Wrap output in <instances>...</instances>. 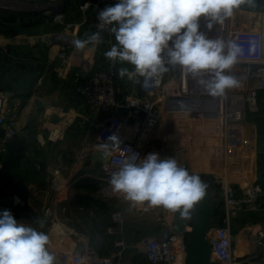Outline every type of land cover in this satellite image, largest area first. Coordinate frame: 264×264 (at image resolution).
Returning <instances> with one entry per match:
<instances>
[{
  "label": "crops",
  "instance_id": "0c3cea01",
  "mask_svg": "<svg viewBox=\"0 0 264 264\" xmlns=\"http://www.w3.org/2000/svg\"><path fill=\"white\" fill-rule=\"evenodd\" d=\"M2 1L10 0H0V90L14 94L6 103L10 109L6 119L17 130L12 140L20 142V157L2 161L0 156V167L12 172L0 175V212L10 204L12 211H20L18 223L47 234L55 264L61 240L70 244L78 239L105 255L113 251L115 240L123 239L129 247L120 264H150L132 245L171 224L174 212L166 209L163 222L141 228L133 217L136 213L151 217L149 211L127 199L101 194L102 163L92 161L90 155L99 149L95 135L106 116L86 107L79 93L87 74L105 64L104 53L115 40L110 42L102 34V44L80 51L74 48L75 39L96 32L92 19L81 21V0L20 2L16 7ZM33 9L38 12L32 13ZM57 12L60 15L56 17ZM121 67L131 71L127 62H118V70ZM120 85L121 99L132 83L125 78L120 79ZM187 119L179 117L175 123L179 137ZM252 133L259 134L249 130L247 171L258 155L259 142ZM1 135L0 127L3 155L8 153L12 140L3 141ZM254 141L256 148L250 151ZM262 147L264 152V144ZM198 165L201 179L207 164L200 161ZM13 181L20 182V188L15 185L4 195L2 186L9 189ZM260 200L257 210L244 211L235 219V230L247 224L254 228L264 225V197ZM116 211L122 213V224L113 220Z\"/></svg>",
  "mask_w": 264,
  "mask_h": 264
},
{
  "label": "built area",
  "instance_id": "2783aa9c",
  "mask_svg": "<svg viewBox=\"0 0 264 264\" xmlns=\"http://www.w3.org/2000/svg\"><path fill=\"white\" fill-rule=\"evenodd\" d=\"M43 1L20 0L25 3ZM117 2L81 0L78 4L81 21L85 23L92 19L94 29L98 31L99 11ZM59 15L57 12L56 17ZM198 23L199 31L207 39L223 40L226 45L235 41L244 48L237 63L224 73L235 77L239 87L225 89L221 95L209 94L198 81L210 80L212 74L204 72L195 78L186 75L181 66L168 63L167 49L161 55L168 71L150 81V88L142 87L144 78L137 77L140 83L131 81V88L120 99L118 62L114 65L107 58L103 66L90 71L81 83L79 93L84 105L106 116L95 135L99 150L110 153L107 163L102 164L100 192L104 196L125 198L123 193L114 191L111 184L113 175L122 169L125 162L140 164L158 131L165 136H177L175 123L179 117H186L199 124L197 131L204 134L208 145L212 146L210 156L202 151L207 164L204 175L210 181L211 194L216 201V211L206 232L211 243V264H264V225L254 228L247 224L240 230L234 227L235 219L242 212L255 211L260 207L264 194L263 181L256 174L251 179H242L238 175L250 158V153H247L251 142L248 119L258 112L259 93L264 91V0L242 4L223 23L205 17H200ZM209 23L212 24L210 29L207 27ZM101 34H105L110 42L115 40L107 27ZM250 41L258 46L254 54L248 51ZM13 95L11 91L0 90L3 141L17 135L15 126L6 119L10 111L6 103ZM119 107H126L127 114L118 111ZM113 135L116 141L109 139ZM193 136L189 132L186 137L192 139ZM250 145L251 151L254 142ZM112 217L116 223L122 224L121 212H114ZM16 220L19 222L20 217ZM171 225L140 238L132 245L133 249L142 253L150 264H185V241L190 226L185 221L181 231L175 233ZM128 247L126 241L117 239L113 242V251L105 255L90 249L79 239L70 244L61 240L57 246V264H120Z\"/></svg>",
  "mask_w": 264,
  "mask_h": 264
},
{
  "label": "clouds",
  "instance_id": "9594fccd",
  "mask_svg": "<svg viewBox=\"0 0 264 264\" xmlns=\"http://www.w3.org/2000/svg\"><path fill=\"white\" fill-rule=\"evenodd\" d=\"M252 0H118L98 13V31L85 34L72 43L76 50L103 43L102 30L107 27L115 43L104 56L115 63L127 62L118 70L120 79L127 78L150 88V81L168 71L162 52L167 49L168 63L181 66L183 72L194 78L201 73L212 74L210 80L198 82L209 94L216 96L225 89L239 87L233 76L225 70L237 63L244 48L235 41L227 45L223 40H210L199 31V18L223 23L233 10ZM207 27L210 29L212 24ZM171 42V47L169 43ZM249 42V53L257 50ZM227 52L225 53V49ZM158 84L159 81L156 80ZM116 141V136L109 137ZM118 146V145H117ZM106 155H110L107 153ZM114 191L135 204L147 201L151 206H163L189 218L191 210L206 195V185L197 175H189L175 159H160L156 153L148 154L140 163L125 162L113 175ZM18 202V201H17ZM49 236L27 227L14 218L10 210L0 212V264H55L56 257L48 250Z\"/></svg>",
  "mask_w": 264,
  "mask_h": 264
},
{
  "label": "rangeland",
  "instance_id": "374dc122",
  "mask_svg": "<svg viewBox=\"0 0 264 264\" xmlns=\"http://www.w3.org/2000/svg\"><path fill=\"white\" fill-rule=\"evenodd\" d=\"M2 2L6 3L7 1H2ZM8 3L12 7H16L20 5V0H10L7 2V4ZM258 100H259L258 112H256V114L252 115L248 119L250 120L249 121L250 125L248 126V128L253 129L255 133H259L258 136L252 133L253 137H257V141H256L257 144L259 142V145H257L258 155L256 156L257 158L254 159L255 164L253 165V167H251V165L248 167L249 171L243 168V171L245 172L238 173V175L242 174V179H251L254 177L255 173L264 172V152L262 150L263 149L262 145L264 144V91H261L259 93ZM187 120L188 122L186 123L187 125L186 129L183 131L184 133L180 134V137H177L178 135L177 136L176 135L165 136L158 131L155 134L150 145L147 147L146 153L147 155L150 153H156L162 159L163 158L164 159H169V158L175 159L180 167H183L184 169L188 171L189 175L199 176L200 169H201L199 167L201 166L198 165V163L200 161L201 163H203L204 161L203 160L204 156H203L202 151L204 150V152L206 151V153L209 154L210 150L212 149V146L208 145L209 144L208 140L206 139L204 134L197 131V127L199 126V124L195 121H192L189 119ZM206 126L207 125H202V127H206ZM175 132H177L176 128H175ZM189 132H192V134L194 135L193 136L194 138L191 139L190 137H186ZM14 137L7 139L6 141L12 140L14 139ZM256 142L254 141V147L256 146ZM255 151L257 152V149H255ZM0 156H2V161H5V159L13 161L14 159L18 158V156H13V154L11 155L9 153H6ZM250 167L252 169H250ZM7 171L9 172V170L7 169L4 170L2 167H0V175L7 174L8 173ZM246 172L248 173L245 174ZM9 173H12V172L10 171ZM263 182H262V187H263V193H264V183ZM2 185L3 184H1V186ZM15 185L19 186L20 188V182L18 183L17 181H13L11 187L8 186L10 190L7 189V186L3 185L2 186L3 194L5 195L8 192L10 193L12 188H14L13 186ZM263 197H264V194L262 195L261 198ZM121 199H125V198H121ZM5 207L7 210L11 211L15 219L20 217V211L19 212H17L16 210L12 211L10 204H8ZM136 207H139L141 209L145 208L147 211H149L148 213H151L152 215L151 217L144 216V215L138 216L136 213L137 216L135 215L133 219L134 221L137 222L139 227L141 228H148L149 226L156 227L159 223L163 222V214L166 212V209L163 208V206H151L148 202L147 203L143 202L142 204H137ZM256 264L258 263L256 262Z\"/></svg>",
  "mask_w": 264,
  "mask_h": 264
},
{
  "label": "water",
  "instance_id": "95a60500",
  "mask_svg": "<svg viewBox=\"0 0 264 264\" xmlns=\"http://www.w3.org/2000/svg\"><path fill=\"white\" fill-rule=\"evenodd\" d=\"M37 10L33 9L31 12H38ZM118 111L123 114L128 112L126 107H119ZM106 154V151L97 149L91 153L90 159L105 164L108 161ZM257 178L263 181V174L258 173ZM201 181L206 185V195L191 210L190 217L187 219L190 231L185 241V264H211V243L206 237V232L216 211V201L211 194L208 177H202ZM184 222L185 218L181 216L180 212H174L171 230L175 233L180 232Z\"/></svg>",
  "mask_w": 264,
  "mask_h": 264
},
{
  "label": "trees",
  "instance_id": "16d2710c",
  "mask_svg": "<svg viewBox=\"0 0 264 264\" xmlns=\"http://www.w3.org/2000/svg\"><path fill=\"white\" fill-rule=\"evenodd\" d=\"M259 2H261V0H257ZM15 138V137H14ZM9 154H13V156H18L20 157V142L18 141H11L10 142V148L8 151ZM4 170L7 169L5 166L2 167ZM202 177H207L206 175H202ZM264 183V182H263ZM211 186V185H210Z\"/></svg>",
  "mask_w": 264,
  "mask_h": 264
},
{
  "label": "bare ground",
  "instance_id": "6f19581e",
  "mask_svg": "<svg viewBox=\"0 0 264 264\" xmlns=\"http://www.w3.org/2000/svg\"><path fill=\"white\" fill-rule=\"evenodd\" d=\"M54 232V231H53Z\"/></svg>",
  "mask_w": 264,
  "mask_h": 264
}]
</instances>
